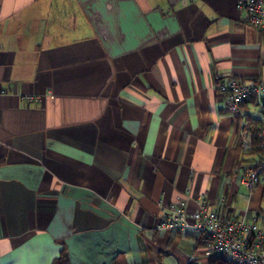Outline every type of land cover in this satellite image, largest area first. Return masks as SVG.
<instances>
[{
	"label": "crops",
	"instance_id": "crops-1",
	"mask_svg": "<svg viewBox=\"0 0 264 264\" xmlns=\"http://www.w3.org/2000/svg\"><path fill=\"white\" fill-rule=\"evenodd\" d=\"M236 1L0 0V264H215L157 228L177 198L264 229V181L241 182L262 152L240 146L264 98L232 114L218 90L264 77Z\"/></svg>",
	"mask_w": 264,
	"mask_h": 264
},
{
	"label": "built area",
	"instance_id": "built-area-1",
	"mask_svg": "<svg viewBox=\"0 0 264 264\" xmlns=\"http://www.w3.org/2000/svg\"><path fill=\"white\" fill-rule=\"evenodd\" d=\"M236 6L244 11L248 24L264 34V0H237ZM224 94L225 109L232 114L239 112L242 103L255 96L264 98V77L254 82H244L230 77L218 84ZM6 93L0 89V94ZM50 97H53L50 94ZM21 100L27 103L37 101L39 96L24 94ZM256 138L263 150L258 161L244 169L241 182L252 188L264 181V118L257 130ZM240 146L243 151L251 148L247 135L241 134ZM187 198H177L162 206V218L157 228L160 230L191 231L199 236L208 254L225 255L235 264H264V229L258 224L257 217H234L210 211L200 196L197 208L189 211Z\"/></svg>",
	"mask_w": 264,
	"mask_h": 264
},
{
	"label": "trees",
	"instance_id": "trees-1",
	"mask_svg": "<svg viewBox=\"0 0 264 264\" xmlns=\"http://www.w3.org/2000/svg\"><path fill=\"white\" fill-rule=\"evenodd\" d=\"M252 147L261 150V152L263 153V150L261 149L257 138L254 144L252 145ZM198 240H200L199 236H198ZM212 262L215 264H235L230 258H227L225 255L222 254L215 256ZM52 264H68L67 253H65V251L62 250L60 255L53 260Z\"/></svg>",
	"mask_w": 264,
	"mask_h": 264
}]
</instances>
